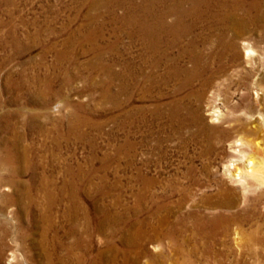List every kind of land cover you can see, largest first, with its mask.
I'll list each match as a JSON object with an SVG mask.
<instances>
[{
  "label": "rangeland",
  "instance_id": "374dc122",
  "mask_svg": "<svg viewBox=\"0 0 264 264\" xmlns=\"http://www.w3.org/2000/svg\"><path fill=\"white\" fill-rule=\"evenodd\" d=\"M93 1L110 0H0V264L48 263L41 245L47 225L39 209L25 206L48 205L46 189L54 205H70L61 191L72 178L67 169H81V205L111 208L133 224L146 219L157 227L159 217H169L176 225L174 239L165 226L162 236L145 244L162 261L142 257L140 264H264L263 41L258 34L242 39L235 62L215 60L217 49L205 48L204 64L216 73L206 89L203 81L194 82L192 94L174 95V83L146 94L137 88L126 107L114 110L105 99L112 81L103 69L149 72V65L142 42L128 35L127 0L96 11ZM89 16H101L105 25L96 45L77 41V33L93 25ZM15 35L27 52L13 44ZM69 39L77 44L67 45ZM45 77L56 90L51 97L38 96ZM68 77L74 80L67 83ZM174 100H181L179 107L167 108ZM127 111L131 124L124 127L115 119ZM214 111L221 113L218 122ZM238 140L257 149L239 147ZM250 162L257 176L246 173ZM236 168L241 179L230 174ZM146 177L154 180L148 191ZM136 205L145 209L139 218L125 213ZM163 205L169 214L157 212ZM58 217L54 228L69 246L74 237H63L68 224ZM214 219L225 228L203 233ZM91 237L96 256L106 239Z\"/></svg>",
  "mask_w": 264,
  "mask_h": 264
},
{
  "label": "bare ground",
  "instance_id": "6f19581e",
  "mask_svg": "<svg viewBox=\"0 0 264 264\" xmlns=\"http://www.w3.org/2000/svg\"><path fill=\"white\" fill-rule=\"evenodd\" d=\"M93 2L91 10L96 11L113 3L122 6L126 0ZM127 3L129 4L126 11L129 15L127 16V27L130 29L127 32L129 37L138 38L142 42L147 55L149 72L144 71L141 67L136 68L135 72L127 69L126 72L122 73L112 72L108 67L103 69L107 72V78L112 81L108 82L104 88L106 90L104 91L105 99H108L114 110L126 107L133 99V94L137 88H141L146 94L155 88L158 89L159 86V88L164 89L169 87V84L174 83L172 91L174 95H177L186 91L190 92L195 81H203V86L206 89L216 74L207 64H204L208 54L203 50L207 47L217 49L216 53L212 54L213 59L224 61L230 58L235 62L241 59L239 45L242 39V42L245 43L246 39L258 34L264 43V0H127ZM91 17L93 25L89 29L85 28L83 34L77 33V41L96 45L98 41L102 40L105 25L101 21L103 19L101 16ZM77 41L69 39L66 44L75 45ZM31 42H34V38ZM13 44L20 49L21 53L30 49L28 47L22 49L20 46L22 42L16 35L13 38ZM253 52V50H249V54ZM183 60L187 64H184ZM162 67L164 73H159L158 71ZM73 80V77H68L66 82L71 83ZM39 82L43 86L38 96L51 97L56 94L53 81L48 80V77ZM190 94L192 93L190 92ZM46 100H43L45 105L48 102ZM180 103L181 100H174L166 107L175 110ZM122 113L123 115L119 116L121 120L116 118L115 121L124 127H129L132 118L131 111ZM212 115L215 118L214 121H220V111H214ZM126 140L129 141V139ZM235 143L239 147L246 144L251 145L255 150L258 145L253 144L250 140L247 142L238 140ZM123 147L118 149V153L124 150ZM24 154L26 155V152ZM252 163L250 162L246 166V173L253 177L258 170L253 167ZM231 166L234 167V164ZM67 171L72 178L64 181L61 191L70 197V205H63V209L60 208L61 205H54L56 198L47 189L48 205H44L43 208H39V205H23L28 210L39 209L40 218L47 225V228L43 229V234L41 233L43 237V244L41 245L45 249L47 264H140L142 257L150 258L147 263L149 261L153 263L162 261L159 255L150 256L145 250V244L153 238L158 239L162 236L165 226L169 229V232H165V234L174 239L177 228L172 221H169V217H159L161 220L157 227L151 225L146 219H141L133 224L131 221L117 216L111 208L98 207L97 205L90 208V205L89 207L81 205L78 192L81 188V169H78L77 173L71 169H67ZM230 174L237 179H241L244 175L238 168ZM31 178L33 179V176ZM259 180L264 183V178L259 177ZM153 183L154 180L151 178L142 179L145 191H148ZM146 210L150 213L148 209ZM159 210L160 213L163 211L170 213L167 206L164 205L159 206L157 212ZM143 211L145 209L141 205H136L134 208L127 209L125 213L139 218ZM58 215L68 224L66 228L62 229L63 237H74L69 246H66L67 244L65 245L61 240V231L54 228V225L58 223H56ZM150 215L154 217L156 213H150ZM95 219H97L96 223ZM222 223L221 220L214 219L208 225L206 223L200 230L205 234H213L225 228ZM51 233L53 235L50 238ZM96 233L105 236L106 240L104 247H99V251L97 250V254L94 256L90 237ZM248 250L253 252L255 249L250 244ZM76 251H80V253L77 254ZM91 255L94 257L89 258L92 257Z\"/></svg>",
  "mask_w": 264,
  "mask_h": 264
}]
</instances>
